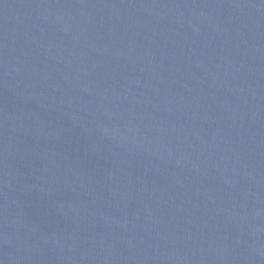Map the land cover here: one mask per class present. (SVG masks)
<instances>
[{"label":"water","instance_id":"95a60500","mask_svg":"<svg viewBox=\"0 0 264 264\" xmlns=\"http://www.w3.org/2000/svg\"><path fill=\"white\" fill-rule=\"evenodd\" d=\"M0 264H264V0H0Z\"/></svg>","mask_w":264,"mask_h":264}]
</instances>
